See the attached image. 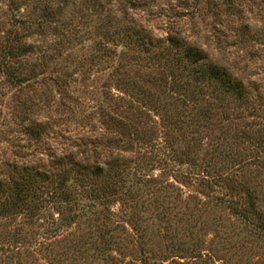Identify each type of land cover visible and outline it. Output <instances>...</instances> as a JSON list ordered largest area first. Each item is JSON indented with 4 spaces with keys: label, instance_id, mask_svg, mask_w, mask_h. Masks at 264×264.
Segmentation results:
<instances>
[{
    "label": "rangeland",
    "instance_id": "obj_1",
    "mask_svg": "<svg viewBox=\"0 0 264 264\" xmlns=\"http://www.w3.org/2000/svg\"><path fill=\"white\" fill-rule=\"evenodd\" d=\"M132 1H111L116 15L108 22L109 1L99 8L91 0H0V63L15 30L33 34L27 40L36 48L26 58L12 59L11 67L26 83L10 82L0 70V164L36 161L50 149L79 153L84 144L100 141L102 134L111 136L112 129L102 121L108 109L115 110L143 138L134 152L123 155L133 158L134 167L135 161L143 166L139 175L146 183L140 198L149 206L135 221L133 203L124 204L121 197L108 206L99 203L98 209L110 208L127 229L125 242L110 250L97 247L102 252L84 244L90 240L89 227L78 216L64 223L53 208L30 223L22 213L0 216V264H264V105L256 118H237L239 110L231 105L225 114L232 115V121L219 117L213 131L202 129L193 135L189 110L154 88L150 69L134 65L133 47L117 74L113 55L120 48L103 46L108 32L126 23L123 10L130 12ZM244 1L240 15L230 16L221 7L213 13L205 1L196 5L194 0H150L148 10L136 13L132 24L144 27L155 40L173 24L246 85L264 86V0ZM22 18H31L34 25L23 29ZM126 68L133 83L123 93L124 83L119 85L118 78L126 76ZM178 115L182 122H176ZM25 116L47 123L44 142L36 151L21 149L26 145L25 125L30 123H23ZM115 130L120 132V127ZM167 132L176 137L180 156L165 167L158 160L165 150L150 137L161 142ZM220 132L224 136L218 142ZM198 169L206 171L211 183L194 175ZM162 186L173 188V194L161 196L154 207L152 198L157 200L158 193L147 191ZM248 191L254 194L259 214L253 221L263 226L261 230L229 206L246 204Z\"/></svg>",
    "mask_w": 264,
    "mask_h": 264
},
{
    "label": "trees",
    "instance_id": "obj_2",
    "mask_svg": "<svg viewBox=\"0 0 264 264\" xmlns=\"http://www.w3.org/2000/svg\"><path fill=\"white\" fill-rule=\"evenodd\" d=\"M91 1L100 8L113 0ZM149 1L133 0L130 12L124 11L122 7V16L126 18V23L119 27L115 26L116 30L111 34L107 31L109 36L105 38L106 44L103 46L109 47L108 44L111 43L117 50L119 48L121 50L119 54L113 55L114 61L118 62L116 73L120 74L125 67L123 61L128 57L127 51L133 47L136 52L134 55H137L132 60L134 65L139 70L150 69V79L154 81V88H159L176 103L180 102L184 109L189 110L191 119L188 121V127L193 135L202 129L212 128L213 131V124L220 119L219 117L224 121H232L233 116L225 114L231 105L239 110L237 118L260 117L258 112L261 105H264V86L256 82L246 85L229 66L221 63L216 56H211L197 41L189 40L182 35L173 24L171 26L167 24L165 35L156 40L150 39V32L144 27L132 24L136 13L148 10ZM204 1L210 4L213 13L220 11L221 7L225 15L230 16L240 15L245 2L244 0L239 2L238 0H194L196 5ZM112 3H108L110 5L108 12L112 13L106 15L108 22L112 21L111 16L115 9ZM19 24L23 29H30L34 22L31 18H22ZM13 33V36L10 35L7 39L8 43L4 48L5 60L0 63V70L7 74L10 82L21 85L27 80L11 67L12 59L27 57L29 53L36 52V48L34 43L29 44L27 40L33 37V34L19 35L17 30ZM127 69L122 72L126 76L118 78L119 85L121 82L124 83L123 87L121 86L123 93H126L124 89L133 83V79L127 74ZM53 76L56 75L52 74V78ZM138 90L141 92L142 89L138 88ZM142 93L148 92L142 90ZM104 115L102 124L104 122L107 129H112V134L108 137L105 133L102 134L100 138H104L103 142L96 138L95 142L84 144L86 147L79 153L72 148L60 152L50 149L46 156L39 155L36 161L21 163L14 160L5 162L4 165L0 164V216L8 218L22 213L26 222L30 223L40 217L43 218L45 212L53 208L59 214L61 222H70L77 216L87 222L89 227L87 237L90 240L85 241L84 244L89 248L102 252L100 249L103 246L104 249L110 250L111 246L125 242L127 238L125 225L114 219V213L110 208H98L99 203L108 206V203L121 197L124 204L133 203L131 216L134 220L149 208L141 201L143 197L140 198L141 185L146 183L145 177L139 175L143 166L135 161L134 167L133 158L123 155L124 151L134 152L138 146L137 141L143 138L137 134L134 124L128 123L117 111L111 112L108 109ZM178 116L176 122H182L181 117L183 119L184 115ZM29 117L25 116L23 123L28 122ZM118 126L120 132L115 133V127ZM46 130L47 123L30 119V123L25 125L26 145L21 149L25 152L36 151L38 145L44 142L43 135ZM219 134L221 135L216 139L221 142L224 135L222 136L221 132ZM173 138L176 137L169 132L166 133V139L161 142L157 137H150L154 145L163 146L165 152L158 154V160L165 167L173 161L176 162L177 156H180ZM263 138L261 143L264 147ZM181 162L185 163L184 160ZM194 175L201 178L204 183H211L205 170L198 169ZM151 191L148 190L147 195L158 193V199L152 198L153 205L150 204L154 207L160 202L161 196L167 198L168 195L173 194V188L170 186H162ZM245 201L246 204L242 206L232 202H229V206L236 209V213L246 218L253 227H258V230L263 229V226L253 221V217L259 214L253 192H246ZM99 246L101 248L97 249Z\"/></svg>",
    "mask_w": 264,
    "mask_h": 264
}]
</instances>
